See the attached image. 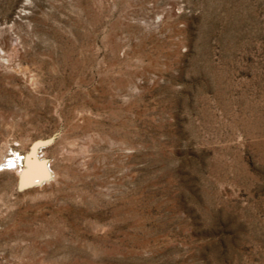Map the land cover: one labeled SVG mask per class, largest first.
Listing matches in <instances>:
<instances>
[{
	"label": "rangeland",
	"instance_id": "1",
	"mask_svg": "<svg viewBox=\"0 0 264 264\" xmlns=\"http://www.w3.org/2000/svg\"><path fill=\"white\" fill-rule=\"evenodd\" d=\"M0 264H264V0H0Z\"/></svg>",
	"mask_w": 264,
	"mask_h": 264
},
{
	"label": "water",
	"instance_id": "2",
	"mask_svg": "<svg viewBox=\"0 0 264 264\" xmlns=\"http://www.w3.org/2000/svg\"><path fill=\"white\" fill-rule=\"evenodd\" d=\"M44 142L35 140L30 146V150L23 157V168L19 174L20 185L27 187L39 181L45 180L49 176L48 167L44 160L40 159L38 150Z\"/></svg>",
	"mask_w": 264,
	"mask_h": 264
}]
</instances>
